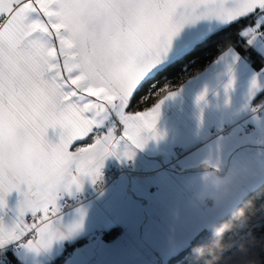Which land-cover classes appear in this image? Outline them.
I'll list each match as a JSON object with an SVG mask.
<instances>
[{"label": "snow or ice", "instance_id": "6c2138e0", "mask_svg": "<svg viewBox=\"0 0 264 264\" xmlns=\"http://www.w3.org/2000/svg\"><path fill=\"white\" fill-rule=\"evenodd\" d=\"M252 13L264 17V0H0V205L14 189L23 196L13 226L0 224V247L30 235L26 247H48L58 194L79 190L80 175L95 181L121 140L130 158L144 133L156 138L160 102L128 108L162 74L182 23L231 25ZM259 34L257 24L241 31L249 44ZM57 126L53 144L46 132ZM26 213L39 223L26 222Z\"/></svg>", "mask_w": 264, "mask_h": 264}, {"label": "crops", "instance_id": "0c3cea01", "mask_svg": "<svg viewBox=\"0 0 264 264\" xmlns=\"http://www.w3.org/2000/svg\"><path fill=\"white\" fill-rule=\"evenodd\" d=\"M252 14H256L260 34L251 44L240 35L264 61V17L257 19L259 13ZM173 20L180 21L179 13ZM227 25L215 18L182 23L159 67L164 68ZM228 49L159 98L156 138L144 133L148 138L142 148L129 146L130 158L122 155L125 141L121 140L117 155L107 156L99 169L100 173L130 164L129 174L123 173L117 183L102 190L94 188L92 178L80 175L79 190L75 185L69 191L62 190L56 204L58 207L59 200L78 193L84 199L71 210L58 208L52 216L58 233L51 244L37 251L25 246L26 236L11 241L0 247V264H7L6 254L19 264H50L65 250L68 254L58 264H166L261 185L264 178L249 179L242 185L239 199L219 203L208 195L204 199L214 203L212 208L199 197L209 176L225 172L237 161L253 158L264 165V99L252 103L264 90V74L233 48ZM254 79L257 89H253ZM60 132L59 126L49 127L47 140L57 143ZM87 143L91 141L74 142L70 150ZM175 148H182L183 153L173 161ZM22 199L15 189L4 194L0 224L13 226ZM111 229H117L118 234L105 238Z\"/></svg>", "mask_w": 264, "mask_h": 264}, {"label": "trees", "instance_id": "16d2710c", "mask_svg": "<svg viewBox=\"0 0 264 264\" xmlns=\"http://www.w3.org/2000/svg\"><path fill=\"white\" fill-rule=\"evenodd\" d=\"M255 19L256 14H250L227 25L162 68V74L137 92L135 102L130 105L128 111L136 112L152 107L164 93L198 74L228 47L233 48L256 70L264 69L262 58L240 35L241 31L256 23ZM263 99L264 90L252 103L256 105ZM213 225H225L219 237V245L216 244V237L212 232ZM213 225L197 234L185 249L170 258L166 264H247L250 260L264 264V182L248 192ZM117 234V229H111L104 237L112 238ZM253 237L259 243L251 247L247 254L242 253L239 246L247 244ZM198 245L206 246L204 255L200 257H196L192 252V248ZM67 252L68 250H65L63 255L50 264L61 263ZM5 259L7 264H19L10 254H6Z\"/></svg>", "mask_w": 264, "mask_h": 264}, {"label": "clouds", "instance_id": "9594fccd", "mask_svg": "<svg viewBox=\"0 0 264 264\" xmlns=\"http://www.w3.org/2000/svg\"><path fill=\"white\" fill-rule=\"evenodd\" d=\"M254 178H264V165L253 158H246L242 161L230 165L223 173L214 174L208 177L204 184V189L199 193L201 201L208 195H211L216 202H223L229 199H239L240 190L245 181ZM235 211V209H233ZM225 225H213L212 232L216 237V244L219 245V237L224 230ZM54 234L58 233V228L54 227ZM259 243L254 237L247 244H241L239 249L242 253L247 254L251 247ZM205 245H198L192 248L196 257L204 255ZM211 264V262H208ZM247 264H258L256 260H250Z\"/></svg>", "mask_w": 264, "mask_h": 264}, {"label": "built area", "instance_id": "2783aa9c", "mask_svg": "<svg viewBox=\"0 0 264 264\" xmlns=\"http://www.w3.org/2000/svg\"><path fill=\"white\" fill-rule=\"evenodd\" d=\"M255 111L257 112V110H255ZM227 131L228 130L225 129L222 133L225 134V133H227ZM174 153H175V157L173 158V161H175V158H177V156H179L183 153V149L182 148H175ZM131 169H132V167L130 164H126L125 166H123L121 168L110 167V168L103 169L99 173V176L93 182L94 188L96 190H102L111 183H117L120 180L121 175L123 173L129 174L131 172ZM83 199H84V196L81 193L74 195L72 198H63V199L59 200L58 208L61 211L71 210L74 207H76L78 205V203L80 201H82ZM203 202L207 208H212L214 205V203L208 198L204 199ZM24 220L30 224L33 222H36V223L39 222V218H36L34 221L33 218L31 217V214H26L24 216ZM26 238L31 239L33 237L30 235V236H26ZM15 248H16V246H14L13 249H15ZM13 249H11V250H13Z\"/></svg>", "mask_w": 264, "mask_h": 264}, {"label": "bare ground", "instance_id": "6f19581e", "mask_svg": "<svg viewBox=\"0 0 264 264\" xmlns=\"http://www.w3.org/2000/svg\"><path fill=\"white\" fill-rule=\"evenodd\" d=\"M239 20H240V19H239ZM228 48H229V47H228ZM229 49H230V48H229ZM229 49H228V50H229ZM232 51H233V49H232Z\"/></svg>", "mask_w": 264, "mask_h": 264}]
</instances>
